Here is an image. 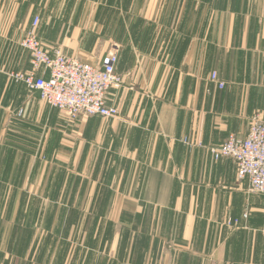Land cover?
I'll return each mask as SVG.
<instances>
[{"label":"crops","instance_id":"obj_1","mask_svg":"<svg viewBox=\"0 0 264 264\" xmlns=\"http://www.w3.org/2000/svg\"><path fill=\"white\" fill-rule=\"evenodd\" d=\"M34 18L46 50L117 54L115 118L11 79ZM255 115L264 0H0V264H264L263 199L209 151Z\"/></svg>","mask_w":264,"mask_h":264},{"label":"built area","instance_id":"obj_2","mask_svg":"<svg viewBox=\"0 0 264 264\" xmlns=\"http://www.w3.org/2000/svg\"><path fill=\"white\" fill-rule=\"evenodd\" d=\"M38 22V18L33 19L19 42L30 55V70L11 74V79L29 92L38 93L42 102L65 113L72 121L92 116L115 118L118 111L108 107L107 101L109 91L120 88L123 83L116 72L117 54L110 53L103 66L96 67L69 58L59 49L46 50L36 33ZM210 80L219 89L224 87L216 73L211 74ZM209 151L214 160L231 158L236 165L237 179H246L250 192L262 197L261 231L264 233V121L258 115L253 116L245 137L229 135L222 145ZM247 217V213L243 214L244 219Z\"/></svg>","mask_w":264,"mask_h":264}]
</instances>
